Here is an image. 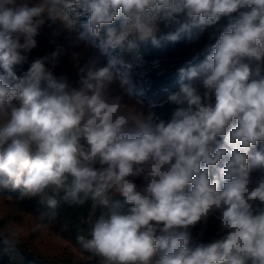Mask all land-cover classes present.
Segmentation results:
<instances>
[{
    "label": "clouds",
    "instance_id": "9594fccd",
    "mask_svg": "<svg viewBox=\"0 0 264 264\" xmlns=\"http://www.w3.org/2000/svg\"><path fill=\"white\" fill-rule=\"evenodd\" d=\"M45 27L93 53H71L75 82L58 44L17 74ZM209 29L203 60L145 101L142 46ZM0 70V197L37 200L33 233L87 206L75 243L98 264H264V0H0ZM6 229L14 251L24 229Z\"/></svg>",
    "mask_w": 264,
    "mask_h": 264
},
{
    "label": "trees",
    "instance_id": "16d2710c",
    "mask_svg": "<svg viewBox=\"0 0 264 264\" xmlns=\"http://www.w3.org/2000/svg\"><path fill=\"white\" fill-rule=\"evenodd\" d=\"M43 31V30H42ZM212 29L206 31L202 39L198 43H189L186 37L182 35L178 42H162L159 47L151 45L142 46L141 54L143 56V65L135 69L134 78L137 85L144 90L145 101L147 100H162L164 98L163 89H175L179 79L177 69L185 65L186 62L192 61L194 56H198V63L203 60V47L210 43L209 33ZM45 32V31H44ZM51 34V33H50ZM48 32L37 37L38 47L29 53V63L17 66L15 69L17 74H22L27 70L32 59L38 58L55 50V43L49 39ZM58 44V43H57ZM58 45H62L59 43ZM65 49H69V45H62ZM89 56L93 53L87 51ZM125 58H129V54L125 53ZM66 54L61 58L59 65L55 69V74H65L71 82L77 80V75L70 70L67 65ZM153 61H159L160 67L153 66ZM2 71V70H0ZM174 106L163 104L158 106L155 111L161 118H169ZM137 183H140L138 180ZM14 198L18 193H6ZM14 202L19 206L18 210H22L25 214H31L34 217L38 216L40 211L45 210L38 204L36 199ZM13 212V211H12ZM17 212H13L16 214ZM87 215L88 207H74L62 205L57 214L53 218L46 217L45 222L48 226L45 228L49 234H53L62 241V246L58 250L42 246L39 241H36L35 235L29 238L22 237L20 244L13 251L10 250L4 243L6 230L4 227L10 220L5 216L0 220V264H98V261L91 259L86 254H81L75 243V236L79 230L87 231ZM6 218V219H5ZM4 226V227H3ZM203 226L197 225L191 229L194 238L207 241L211 239L217 230V225L214 221H210L207 228L204 229L203 237L199 236Z\"/></svg>",
    "mask_w": 264,
    "mask_h": 264
},
{
    "label": "rangeland",
    "instance_id": "374dc122",
    "mask_svg": "<svg viewBox=\"0 0 264 264\" xmlns=\"http://www.w3.org/2000/svg\"><path fill=\"white\" fill-rule=\"evenodd\" d=\"M47 32L49 34L51 33L50 35H47V36L49 37V39L53 38L52 41H55V45H57V43L58 44L62 43V45L63 44L69 45V41H67L64 38V35L53 37L52 36V30L45 27L43 29L42 33L44 35V33H47ZM72 52L79 53L81 55V57H83L84 59H86L87 56H89V54L84 49L83 45H80L79 47H76V48L69 46V49H65L66 58L68 60V61H66L67 65L70 66V70L73 71L74 73H76V75H77V69H76L74 63L71 61V58H70ZM17 207H19V206L14 201H8L4 197H0V220L3 219V217H5V216L8 217V220H16L20 224V226L23 227V229H24L23 236H25V238H29L32 235H35L36 241H39L42 244V246L51 248L53 250H58L59 248H61V246H62L61 239L54 236L53 234H49V232L46 231L45 228L43 230H40L38 232L33 233L31 231V229L34 226V224L37 222L35 219L36 217H34L31 214H25L24 211H22L20 209L18 210ZM12 211L17 212V213L13 214ZM4 228L6 229V227H4Z\"/></svg>",
    "mask_w": 264,
    "mask_h": 264
}]
</instances>
